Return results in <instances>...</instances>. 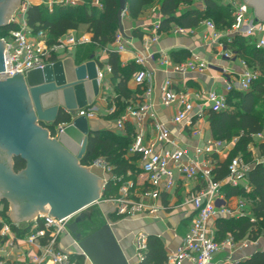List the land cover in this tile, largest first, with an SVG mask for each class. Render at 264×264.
<instances>
[{"label": "built area", "instance_id": "1", "mask_svg": "<svg viewBox=\"0 0 264 264\" xmlns=\"http://www.w3.org/2000/svg\"><path fill=\"white\" fill-rule=\"evenodd\" d=\"M220 1L231 8L233 15L237 18V23L231 29L221 30L214 21L203 20L199 27L204 30L202 35L206 45L217 47L220 55L225 58H238L239 56L227 44L232 43L236 35H240L248 39L250 43L255 44L257 48L264 49V22L248 16L247 6L240 0ZM76 3L79 2L77 0H22L19 14L10 19V23L14 24L15 27L8 31L7 36L0 37L8 45L4 48L5 67L4 71L0 73V78L13 77L17 71L26 75L30 70L43 68L48 63L71 57L80 45L91 43L92 37L89 33L79 34L77 30L69 31L60 36L55 43H50L47 31H34L27 23L26 12L31 4L45 5L50 11H53L57 4ZM93 4L102 8L99 0H94ZM160 24L161 21L153 23L154 32L144 36L141 40L142 49L137 50L133 58L138 66V70L134 74V82L138 85H148L143 95L145 99L140 104L129 106L121 117L113 119L114 128L119 133L125 131L126 123L129 121L134 122L136 126L137 134L130 152L140 156V173L143 180L129 178L126 174H116L114 166L104 157L96 158L92 163L85 166L99 170L107 176H104L103 191L110 185L117 187L116 193H109L107 199L102 202L112 204L114 213L123 218L156 214L162 209L157 206L156 202L161 199L164 193L169 194L174 191L179 181L196 180L200 182L201 187L191 200L194 209L191 225L177 251L168 255L166 264H182L184 261L191 262V264H219L217 256L222 251H234L239 245L246 248L251 243H255L244 239L240 244L232 236L217 241L216 231L212 229L213 222L221 216L231 217L246 214L244 211L245 200L239 198L234 205L230 197L226 196L223 187L230 185L249 189L248 175L255 161L249 162L242 154L235 156L229 164L228 176L217 181L213 176L214 162L211 156L225 152L229 146L235 145L237 139L232 141L212 139L204 147L193 149L177 146L170 149L166 146L159 147L154 142L146 144L145 123L148 118L155 117L152 112L153 105L149 100L154 83L150 64L155 63L158 67L165 66L174 72V76L165 78L160 86L162 104L165 106L176 104L178 107L177 113L172 118L173 123L186 122L190 126L193 124L192 121L196 115H202V113L195 112L193 104L195 98L185 90L178 89L174 78L185 76L189 72L201 71L207 67V63L193 58L176 65L167 54L161 52L157 55L158 51L155 46L160 41ZM173 32L187 34L191 30L175 26ZM132 39H125L118 31L113 47L121 54L128 46L135 45L134 39ZM238 60L243 68L238 87L236 84L225 81V88L222 93L210 90L202 94L196 93L195 97L206 102L210 109L219 111L226 108L227 95L235 87L241 91L250 90L260 73L258 70L252 69L241 57ZM107 73H111V67L104 64V67L98 70L97 78L100 83L106 79ZM97 110L94 105H90L78 109L76 116L73 114L74 112L67 111L71 120L56 125L53 136H57L59 131L76 117L85 116L88 120L96 119ZM114 110L115 107L112 106L108 108L107 113L112 114ZM155 128L158 132V143L174 144L169 138L168 124L155 121ZM193 132L195 136L201 133L199 129H193ZM255 137H259L263 141L261 134ZM200 157H204L203 160H199ZM263 160L264 157L260 161ZM80 212L61 219L51 216L50 213L41 214L36 219L35 231L24 237L30 244L37 246V252L31 257L30 262L23 264H82V260L83 264H87V261L90 262L69 229V224L75 220ZM39 219L43 222L41 228L38 227ZM0 233L2 236H8L13 234V231L8 223H4ZM62 236L71 238L72 247L66 250L59 249L58 243ZM147 241V233L138 232L135 235L134 246L139 262L145 258L144 252L147 248Z\"/></svg>", "mask_w": 264, "mask_h": 264}, {"label": "trees", "instance_id": "2", "mask_svg": "<svg viewBox=\"0 0 264 264\" xmlns=\"http://www.w3.org/2000/svg\"><path fill=\"white\" fill-rule=\"evenodd\" d=\"M99 1L102 8L95 6L93 4L94 0H81V3L76 4H57L54 6L53 11H50L45 5L31 4L27 9L26 18L28 25L34 31H47L50 43H55L63 34L72 30L79 31L81 25H86V32L92 34V42L80 45L77 52L90 47L88 60L95 59L99 49H104L107 52L108 60L106 62H102L97 58L96 60L100 69L104 67V64L111 67L112 82L116 94L113 96L105 95V98L108 108L114 106L115 110L105 117L108 120H113L125 113L130 100H139V95L144 90L141 88L143 85H137L135 89L130 88L131 77L138 70V66L133 60L123 66L120 54L112 46L119 31L117 15L120 6L119 0ZM193 1L127 0V15L136 20L144 13L146 8L160 2L162 20L159 31H169L173 25L194 30L209 16L216 18L215 23L221 30L231 29L237 23V18L233 15L231 8L222 4L220 0H202L205 4L204 9L187 8L178 13L180 6L190 4ZM14 27L12 23L0 27V37L7 36L8 31ZM131 35L134 39L142 40L146 33L139 27L134 29ZM227 45L239 57L244 59L252 69L258 70L260 75L253 82L250 90H231L226 98L225 109L219 111L211 109L208 112L209 125L216 140L230 141L237 138L235 146L224 159L217 157L219 154L211 156L214 162L213 176L217 181H221L228 176L229 164L235 156L242 154L246 158L251 155L249 146L254 142V137L259 134L263 136V141L258 145L261 155L264 156V49L257 48L255 44L250 43L248 39L240 35H236L232 43ZM189 55L188 52L180 51L170 54V58L174 64L178 65L185 62ZM261 105L262 110L259 111L258 108ZM70 120V115L63 113L56 125ZM42 126L46 127L45 124H42ZM54 128L55 125L50 127L52 136L55 133ZM126 129V135L106 130H95L96 132L91 133L86 154L80 161L81 165H89L96 158L104 157L114 166L116 174H126L128 169L136 170V161L140 156L135 155L126 158L133 143L128 126ZM13 162L16 172L26 167V161L20 156L14 157ZM248 181L249 189L230 185L223 187L226 196H239L246 201L249 200V203L246 202L245 215L240 217L221 216L217 219V241L232 236L236 242L244 239L256 242L261 236L260 234L264 228V160L253 162ZM110 188L117 190V187L110 185L105 193H108ZM1 204L3 207L0 209V231L3 224L8 223L16 237H24L28 234L33 224L29 227H21L13 223L7 214L9 203L7 200H3ZM114 216L123 218L118 215ZM38 227H43L41 219L38 220ZM6 238L7 236H2L0 233V243L5 241ZM144 256V260L138 264H166L168 255L158 236H148ZM81 263L83 264V260ZM235 264H264V250L254 251L249 257Z\"/></svg>", "mask_w": 264, "mask_h": 264}, {"label": "water", "instance_id": "3", "mask_svg": "<svg viewBox=\"0 0 264 264\" xmlns=\"http://www.w3.org/2000/svg\"><path fill=\"white\" fill-rule=\"evenodd\" d=\"M246 1L264 20V0ZM20 2L15 1L8 11L0 9V27L11 22ZM119 2L118 30L127 36L123 22L127 0ZM5 46L0 39V73L5 67ZM75 63L67 57L26 75L17 71L13 77L0 78V150L8 154L7 163L0 159V199L13 203L10 219L14 223L36 219L47 213L46 206L51 216L61 219L83 211L102 195L105 181L80 163L89 136L96 132L88 118L76 117L55 137L47 130L56 126L61 113L93 105L100 94L96 60ZM18 156L26 161V167L16 172L11 157ZM85 219L86 214L80 213L69 229L91 264H131L110 223L83 236L80 225Z\"/></svg>", "mask_w": 264, "mask_h": 264}, {"label": "crops", "instance_id": "4", "mask_svg": "<svg viewBox=\"0 0 264 264\" xmlns=\"http://www.w3.org/2000/svg\"><path fill=\"white\" fill-rule=\"evenodd\" d=\"M81 3V0H77ZM199 0H194L190 4H183L179 7V12L181 13L183 10L187 8H199L204 9L205 4L202 1L201 3L198 2ZM247 6V15L251 18L259 21L261 20L259 17L255 15V6L248 3L246 0H240ZM162 20V14L160 13V2H157L154 5L148 7V10L144 12L138 19L134 20L128 17L127 12L124 16V27L125 33L127 36H124L125 39L129 40L132 39V31L136 28H142V30L146 34H150L154 32L153 30V23ZM176 25H173L169 31L163 32L159 31L160 41L156 44L155 49L158 51L159 55L161 52L170 56L174 52H188L190 55L187 57L186 60L197 58L199 61H203L207 63V67L201 71L196 72H189L185 76H180L174 78V81L180 90H185L190 95H192L195 99H193L194 109L197 113H202L201 116L196 115L193 118L192 125L188 126L186 122L182 123H173L172 118L177 113L178 107L176 104H171L169 106H165L162 104L161 101V89L160 86L165 78L173 77L174 72L171 68L162 66L158 67L155 63L150 64V71L154 77L153 83V92L150 96L149 100L152 103V112L154 114V118H148L147 122L145 123V142L146 144L154 142L159 147H169L170 149H174L175 146L183 147L188 149H193L196 147H204L209 140L215 139L213 137L209 120H208V112L211 110L209 105L206 102L197 99L195 97L196 93H206L210 90H216L217 92H223L225 88V81L231 82L232 84H236L238 87V83L241 81V74L243 68L239 63L237 57L233 58H225L220 55V52L217 47L215 46H208L205 43V39L203 38L202 31L203 28H196L191 30V32L187 34H176L173 32V29ZM90 34V33H89ZM92 37V34H90ZM134 39V38H133ZM132 39V40H133ZM134 46H128V48L120 54V59L123 66H126L131 62L136 55V51H140L142 49L141 40L134 39ZM113 46V45H112ZM75 50L73 53V58H76ZM96 58L103 60L104 62L108 60L107 52L104 49L97 50L95 55ZM95 58V60H96ZM185 60V61H186ZM76 61V60H75ZM97 62V60H96ZM84 63V62H82ZM76 62L75 64H82ZM99 70V67H98ZM135 74V73H134ZM103 87L100 89V94L98 100L95 101L93 104L97 110V118L90 121V127L94 130H105V127L108 125H113V120L108 119L105 120V116L108 114V103L106 101L105 95H108L109 92H106L104 86L109 87L113 95L116 94L114 91V83L112 82V74L107 73L106 79L103 81ZM138 84L134 82V75L131 77L129 86L132 89H135ZM143 92L139 95V100H130L131 105H136L139 102H143L145 98L143 95L148 88V85L141 86ZM235 90L240 89L235 87ZM110 91V90H109ZM111 95V94H110ZM112 95V96H113ZM98 101V102H97ZM141 102V103H142ZM97 103V104H96ZM140 104V103H139ZM128 106V107H129ZM114 107V106H113ZM127 107V108H128ZM155 121L163 122L168 124L170 129V135L174 144L171 143H161L157 142L158 132L155 128ZM127 126L130 130L129 135L133 140H135V136L137 134V129L134 122L129 121L126 123L125 131L121 134H127ZM47 129V128H46ZM193 129H199L201 131L200 135L195 136L193 133ZM50 133V130L47 129ZM119 133V132H118ZM237 138H234L235 140ZM256 137H254V140ZM232 141V140H230ZM237 142V141H236ZM132 143V145H133ZM236 144V143H235ZM253 144V143H251ZM233 146H229L225 152L217 155V157L224 159L228 153L232 150ZM131 148V147H130ZM250 148V146H249ZM250 151V150H249ZM251 152V151H250ZM137 154H133L130 152L126 155V158H130V156H135ZM264 156L257 154L256 159L253 158L252 161H260ZM204 157H200L199 160H203ZM137 169L132 170L128 169L126 175L132 179H142L141 176V160L140 158L136 161ZM13 164V163H12ZM83 167H86L82 165ZM92 174L96 175L99 178H104V174L93 168H89ZM19 172V171H18ZM101 176V177H100ZM107 177V176H105ZM201 187V183L192 180L189 182L186 181H179L175 190L170 192L169 194L164 193L161 196L156 204L157 206L161 207L162 209L158 211L156 214L152 215H144V216H137L131 218H123L117 226L112 227L114 229L116 238L121 245L122 249L124 250L125 254L127 255L129 262L131 264H138L139 260L137 258L136 249L134 246V238L138 232H145L149 235H156L158 236L164 247L166 249L167 255L177 251L180 247L183 237L186 235L192 219L194 217V209L192 205V197ZM241 198L239 196L230 197L233 204L236 205L238 199ZM3 200H7L9 203L8 209V216L9 219L13 213V203L10 202L7 198H1L0 203ZM3 205H0V209H2ZM108 207L109 214L114 213V206H106ZM47 213H49V208L46 206L44 207ZM45 213H40L37 215V218ZM238 217L243 215H236ZM36 219L30 220L29 222H18L21 227H29V225L33 224L31 230L28 234L35 231L34 226L36 223ZM11 220V219H10ZM13 222V221H12ZM14 223V222H13ZM212 229L218 232V225L217 220L213 222ZM26 234L24 237H26ZM6 237V236H5ZM24 237H16L15 233L10 234L7 236L5 241L0 243V264H23L25 262H30L31 257L37 252V246L35 244H30ZM262 239V242H261ZM44 241V239H43ZM242 243V240L239 241ZM261 243L264 244V238L258 239L255 243H251L248 247L242 248L239 247L234 250H224L218 256L217 260L219 264H235L236 261L243 260L249 257L254 251L257 250H264V247L261 248ZM72 245V240L69 236H62L59 240L58 247L60 250H66ZM258 246V247H257ZM264 246V245H263ZM87 264H91L87 261ZM182 264H191V262L184 261Z\"/></svg>", "mask_w": 264, "mask_h": 264}, {"label": "rangeland", "instance_id": "5", "mask_svg": "<svg viewBox=\"0 0 264 264\" xmlns=\"http://www.w3.org/2000/svg\"><path fill=\"white\" fill-rule=\"evenodd\" d=\"M198 2L201 3L202 0H199ZM21 6L22 5H21V2H20V7ZM147 10H148V8H146L144 12H146ZM19 11H20V8L14 13V15L11 18H13L15 15H18L19 14ZM207 19H210V20H212L214 22L217 21L216 18H214L213 16H209ZM86 28H87L86 25H81L80 28H79V34L86 33ZM89 48L87 47V49H85V50H81L79 52H76V58H75L76 61L75 62H78V63L87 62L88 56H89V53H90V49ZM103 85H104L103 82L100 83V87H103ZM103 90H105L106 92H109L108 95H110V94H111V96L113 95L112 92H111V89H109V87L104 86V89ZM96 100H98V98H96ZM261 107H262V105L258 108L259 111L262 110ZM77 110H75L74 113H73V114H75V116L77 114V112H76ZM106 119H108V118L105 117V120ZM89 121H91V120H89ZM107 121H109V120H107ZM109 122H111V121H109ZM45 128H47V127H45ZM105 130L106 131H114V132L118 133L115 130V128H113V125H111V124L108 125V126H106L105 127ZM118 134H121V133H118ZM169 138H171V135L170 134H169ZM260 142H261L260 138L259 137H256V139L254 140L253 144L250 145L249 150L251 151V155H249V156L246 157V159L249 162H252V159L253 158L256 159L257 154H260L261 151H260L259 145H258ZM11 160L13 162V158L12 157H11ZM94 172L96 173V170ZM101 179L104 180V178H102V177H101ZM103 185L101 187V194H102V191H103ZM112 188H110V190L108 191V193L109 192L110 193H116V191L114 189H112ZM108 193H105V191H103V194L101 195L100 199L96 203L90 205L89 207H87L86 209H84L83 211L80 212V213L83 212V213L86 214L85 221L80 225V230L83 233V236H86V235L90 234L91 232H93L94 230L100 228L106 222H108V223L111 222L113 224V226L114 225L117 226L118 223L123 219V218L115 217L114 215H116V214H114V215L109 214L108 207L106 208V206H109V205L112 206V204H108L106 202L105 203L102 202V201H105L107 199ZM245 202L249 203V200H247V201L245 200ZM260 235L261 236L258 239L264 238V228H263V230H262V232H261ZM261 242H262V239H261ZM263 245L264 244L261 243V245H260L261 248L264 247Z\"/></svg>", "mask_w": 264, "mask_h": 264}, {"label": "flooded vegetation", "instance_id": "6", "mask_svg": "<svg viewBox=\"0 0 264 264\" xmlns=\"http://www.w3.org/2000/svg\"><path fill=\"white\" fill-rule=\"evenodd\" d=\"M15 1L17 2V0H0V9L3 10V11L10 10L12 8V6H13V3ZM61 114H63V113H61ZM1 150H0V159L3 160L5 163H7V155L8 154L7 153L5 154L4 152H1ZM0 188H2L1 185H0Z\"/></svg>", "mask_w": 264, "mask_h": 264}]
</instances>
